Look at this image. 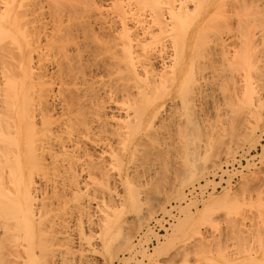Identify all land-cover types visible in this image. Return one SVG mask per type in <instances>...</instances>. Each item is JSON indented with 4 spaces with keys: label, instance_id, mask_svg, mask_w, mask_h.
I'll return each instance as SVG.
<instances>
[{
    "label": "bare ground",
    "instance_id": "bare-ground-1",
    "mask_svg": "<svg viewBox=\"0 0 264 264\" xmlns=\"http://www.w3.org/2000/svg\"><path fill=\"white\" fill-rule=\"evenodd\" d=\"M109 2L110 17L102 0L0 2V264H99L130 251L131 229L235 151L232 118L262 105L264 0ZM217 81L236 90L219 93L228 108ZM231 192L184 207L174 225L204 228L210 264H264V187L253 211ZM160 237L151 255L173 243Z\"/></svg>",
    "mask_w": 264,
    "mask_h": 264
},
{
    "label": "rangeland",
    "instance_id": "rangeland-1",
    "mask_svg": "<svg viewBox=\"0 0 264 264\" xmlns=\"http://www.w3.org/2000/svg\"><path fill=\"white\" fill-rule=\"evenodd\" d=\"M0 2H1V0H0ZM103 3H105V4H103ZM109 0H107V2H106V0H105V2H104V0H102V5L103 6H107L108 7V5H109ZM105 7H103L104 9H103V12L106 10V11H108L111 7H110V5H109V8H105ZM112 10L110 9V11L109 12H106L107 13V15H104V14H106V13H103V15L104 16H106V17H110V15H111V12ZM110 13V14H109ZM220 82L221 81H217V83L216 84H218V85H216L217 87L215 88V90H216V93L219 95V93L221 94V91H222V95H232V97H234V92L236 91L235 89H233L232 88V86H230L229 84L228 85H226L225 86V83H222V84H220ZM221 85V86H220ZM220 87V88H219ZM226 87V88H225ZM224 88V90H222ZM228 88H229V90H231L230 92H231V94L230 93H228L229 92V90H228ZM218 89H220V92H219V90ZM225 89L228 91H225ZM234 90V92H233V90ZM224 93V94H223ZM228 93V94H227ZM224 95V96H225ZM220 96V95H219ZM221 98H223V99H221V98H219V103L221 104L222 102L221 101H224V97H222V96H220ZM227 97H225V99H226ZM228 99V98H227ZM227 99H226V101L225 102H227V104H231L232 103V101H230L229 99H228V101H227ZM233 100H234V98H233ZM224 103V102H223ZM262 105L260 106V107H256V112H255V114H253V115H255V116H253L252 115V113L249 115V117H248V114H244V116L242 115V117H241V112H243L244 110L243 109H241V112H239V113H241L240 115L238 114V112H237V114H238V116L237 115H235V117H227V118H229V119H227V121L228 120H230L231 118H232V122H231V124L232 123H234V124H232V126L229 124V126H231L232 128H233V130H235V135H234V133H232L235 137H236V135H238V133H239V136L237 137V138H235L234 137V139H236V140H238V141H240V143L239 142H237V143H239L238 145H235L234 147H233V150L235 149V148H237V149H235V151H233V152H231L229 155H225V157H223L224 156V154H221V156L219 157V161L217 162V164H216V166H214L213 168H211V169H209L208 170V172H207V174L204 176V178H202V179H199L198 180V182L197 181H195V182H193V183H191V184H189L188 186L186 185L185 187H183V190H182V195H183V198H181V199H173V198H171L168 202H164L165 204L163 205V206H161V207H158L155 211H154V213H152V215L151 216H149V217H147V221L146 222H142L141 223V225L139 224L138 226L137 225H135L132 229H131V231H130V235L132 236V238H131V243H132V245H133V247L131 248V250L129 251H127L126 250V248H119V250H116V252L111 256V258L109 257V255L107 254V253H103L102 254V256L98 259L99 260V264H123L122 262H120V257H123V258H125V257H127L128 259H136V260H141V262L140 261H137V263H136V260L134 261V260H129L128 261V264H171L172 262V260H173V263L172 264H174V263H176V264H186L185 262H187V264H210V263H213L214 262V259L216 258V255L215 254H213V256H212V259H211V261L209 260V259H207V255L206 256H203V253L205 254L206 252L204 251V249H202V247L200 246V240L198 241V237H200V233L201 232H204V228L202 227V226H199V229L198 230H194V229H197L198 227H197V225L195 224V226H193L194 228L192 229V227H191V229H187L185 226H187V225H183V227L181 228V227H179L180 229H183V231L182 230H179L180 231V233H179V231L177 230V227H175V225L174 224H176L177 223V221H178V219H182L183 218V215H182V213H183V211H181V209L183 210V208L184 207H187V208H189V211L190 212H195L194 210H195V208H197V209H199V207L200 208H202L203 207V203H204V201L209 197V196H217V195H220L219 193H221V191L223 192V190H230V192L231 193H234V195H235V192H236V194L237 195H235V200H237V201H239V202H236L235 201V203H241L242 204V206H243V209H242V207H241V205L239 206V204H238V206H236V207H238V209H241V210H246V211H249V210H252V209H254L251 205H252V201L254 200V202L256 201L257 202V198H256V194H257V192H259L260 191V189H262V187H264V98L262 99V102H260ZM225 104V103H224ZM224 104H221V105H224ZM229 104V105H230ZM220 105V106H221ZM226 105V104H225ZM207 107V104H206V102H204V105L202 106V107H204V109L203 110H207L206 109V107ZM223 107V109L225 108L224 106H222ZM226 107L228 108V106L226 105ZM221 108V107H220ZM258 108V109H257ZM261 108V109H260ZM209 109V108H208ZM222 109V108H221ZM254 110V109H253ZM210 111V112H209ZM207 110L206 112H208V114H210V115H212V113H213V110ZM240 111V110H239ZM244 113V112H243ZM222 114H224L223 112L222 113H220V115H221V117L222 118H217L218 120H220V122H218V120H216V122L217 123H219V125L217 124V126H220V125H222V126H220V127H222V128H224L225 129V132L227 131V130H229L228 129V123L227 122H225V114H224V117H223V115ZM219 115V116H220ZM240 116V117H239ZM238 118V120H237V118ZM244 117H246L247 119H245ZM251 117H254V119H252ZM211 119V118H210ZM242 121H241V120ZM245 119V120H244ZM251 121H250V120ZM233 120L235 121V122H233ZM249 120V121H248ZM254 120V121H253ZM256 120V121H255ZM212 121V119L210 120V122ZM238 121V122H237ZM241 121V122H240ZM249 124L250 122L252 123V124H254L253 126H252V124L251 125H248L246 122ZM213 122H215V120L213 119ZM215 122V123H216ZM224 122V123H223ZM236 122L237 123H239V124H236ZM240 123H241V125H240ZM211 124H213V123H211ZM236 124V125H235ZM260 125H261V127H260ZM241 126H243V128H241ZM247 126H248V128H247ZM254 126H255V128H254ZM219 127V128H220ZM250 127H253V128H250ZM222 128H220V129H222ZM245 128H247L246 130L247 131H244V129ZM227 129V130H226ZM251 129H253V130H251ZM232 130V129H231ZM237 130V131H236ZM242 132H241V131ZM252 132H251V131ZM239 131V132H238ZM250 133H249V132ZM224 132V133H225ZM234 132V131H233ZM243 132L245 133V135L243 134ZM255 132V133H254ZM227 133V135H230V134H228L229 133V131H227L226 132ZM237 133V134H236ZM240 133L242 134V136L240 135ZM248 133V134H247ZM206 133H204V135H205ZM203 135V137H202V139H204V136ZM206 135H208V134H206ZM233 135H232V137H233ZM241 136V137H240ZM248 136V137H247ZM207 137V136H206ZM228 138H229V136H227ZM227 137H226V135H225V141L226 140H228L227 139ZM245 137H246V140H245ZM239 138H240V140H239ZM241 139H242V141H243V143H242V141H241ZM249 143V144H248ZM241 144H243V145H241ZM249 145V146H248ZM252 155V156H251ZM227 159V160H226ZM221 160V161H220ZM245 160H247V161H245ZM239 162V163H238ZM224 163H225V165H224ZM229 163V164H228ZM249 163V164H248ZM218 164H221V165H218ZM169 166H170V164H168ZM242 165V166H241ZM247 165V166H246ZM248 165H249V167H248ZM169 166H166L164 169L162 168V171H166V173L167 174H170V173H172V172H174V170H175V167L172 165L171 167H169ZM173 167H174V169H173ZM218 167H219V169H218ZM171 170V172L170 171H168V170ZM173 169V170H172ZM227 169V170H226ZM229 169V170H228ZM225 170V171H224ZM235 171V172H234ZM238 171V172H237ZM209 172H211V173H209ZM223 173V174H222ZM229 174V175H228ZM234 174V175H233ZM172 176V174H170V178H172L171 177ZM207 176V177H206ZM231 176V177H230ZM236 176V178H234L233 180H232V178L233 177H235ZM252 176H253V178H252ZM212 177V178H211ZM221 177V178H220ZM207 180H206V179ZM253 179V180H251V179ZM210 179H211V181H210ZM230 179V180H229ZM245 179V180H244ZM246 179H247V181H246ZM257 179V180H256ZM209 180V181H208ZM219 180V181H218ZM231 180H232V182H231ZM251 180V181H250ZM263 180V181H262ZM224 182L226 185L223 187V186H221V189L219 190H216V191H212V192H209L208 194H206V195H202V197H201V199H196L195 197H194V201H193V197L191 198V199H186L185 197H186V195H185V191L187 190V189H189L190 187H192V188H194L195 186H199V188H201V185H202V187L203 188H205L206 187V185L207 186H211L212 187V185H213V188H212V190H215V187L217 186V185H219L220 183L219 182ZM253 181V182H252ZM257 181V182H256ZM197 182V183H196ZM219 184H218V183ZM228 182V183H227ZM212 183V184H211ZM247 183V184H246ZM209 184V185H208ZM192 185V186H191ZM248 185H251V186H248ZM263 185V186H262ZM232 187V188H231ZM244 187V188H243ZM246 187V188H245ZM191 188V189H192ZM228 188V189H227ZM234 190V191H233ZM256 190V191H255ZM241 193V194H240ZM255 193V194H254ZM233 195V194H232ZM240 195V196H239ZM241 196H243V197H241ZM254 196H255V199H254ZM245 197V198H244ZM246 197H247V199H246ZM249 197V198H248ZM241 198H243V199H241ZM184 199V200H183ZM196 199V200H195ZM239 199V200H238ZM245 199V200H244ZM180 200V201H179ZM244 200V201H243ZM250 200V201H249ZM191 201H193V202H191ZM197 202V203H196ZM244 202V203H243ZM253 203V206L255 207V209L254 210H256V204L257 203ZM195 203V204H194ZM199 203V204H198ZM233 203V202H232ZM245 203H247V204H249V203H251V205L249 204L248 205V207L250 208V206L252 207L251 209H249L246 205L247 204H245ZM174 204V205H173ZM173 205V206H172ZM178 205V206H177ZM228 205H230V204H228ZM233 204H231L230 206H232ZM236 204H234V206H235ZM244 205H245V207H244ZM193 206L195 207V208H193ZM241 207V208H240ZM171 208V209H170ZM232 208H233V206H232ZM162 209H164V211H162ZM172 209H176V211H177V214L173 217V220L170 222V224H169V226L166 228V229H164V232H162V233H160V234H158V233H155V232H151V231H148L147 230V228H148V226L151 224V222L152 221H157V219L156 218H158V219H160L159 218V216L160 215H162V213H163V215H170V213H171V210ZM253 211V210H252ZM179 212V213H178ZM177 216V217H176ZM177 218V219H176ZM152 219H154V220H152ZM161 220V219H160ZM160 220H159V222H160ZM144 221V220H143ZM158 222V221H157ZM146 224V225H145ZM178 224V223H177ZM148 225V226H147ZM174 225V226H173ZM199 225V224H198ZM174 228H173V227ZM137 227V228H136ZM170 227H172V228H170ZM186 228V230H185V228ZM146 228V229H145ZM149 228H150V226H149ZM213 228V232H212V235H213V237L214 236H216V237H214V239L215 238H218L217 237V231H215L214 230V228H215V226H213L212 227ZM151 229V228H150ZM170 230V231H169ZM173 231L175 232V233H173ZM177 231H178V233H177ZM182 231V232H181ZM192 231H193V233L194 232H197V231H199V232H197V234L195 235V233H194V235H193V233H192ZM132 232V233H131ZM151 232V233H150ZM173 233V235H172V233ZM185 232V233H184ZM177 233V234H176ZM183 233V234H182ZM192 233V236H193V238H194V242L192 241L193 240V238L191 237V234ZM161 234H165L166 235V237L169 239V238H173V243H169V244H167L166 243V246H165V249L163 250L164 252H162L161 251V253H157V254H153V255H151V252H153L154 250L153 249H151V248H153L154 247V245H157L155 242H152V244H149L150 242H151V240L152 239H155V241L157 240V238H160V241H163V242H165V240L166 239H164V238H162V237H160L161 236ZM174 234L176 235V237H174ZM186 234H188V235H186ZM209 234H210V231H209ZM138 235H140V237H138ZM169 236V237H168ZM189 236V237H188ZM191 237V238H190ZM211 237V236H210ZM213 237H211V239L213 238ZM138 238V239H137ZM151 238V239H150ZM189 238V239H188ZM192 239V240H191ZM138 240V241H137ZM142 240H144V241H146V243H148V244H146L145 242L144 243H142L143 241ZM215 240H217V239H215ZM142 241V242H141ZM150 241V242H149ZM213 242H215L214 240H213ZM139 243V244H138ZM194 243H196V244H198L200 247H196V249L195 250H197V249H199V250H197V251H195L196 253H194V251L193 252H191L192 250L190 249V247H191V245H192V247L191 248H194V246H196V245H193ZM171 244V245H170ZM178 244V245H177ZM182 246H183V248H182ZM186 246V247H185ZM149 247V248H148ZM169 247V248H168ZM171 247H172V249H171ZM175 247H177V248H175ZM179 247V248H178ZM137 248V249H136ZM140 248V249H139ZM177 250L178 249V252L179 253H177L178 255H173L174 253V251H175V249ZM188 248V249H187ZM125 249V250H124ZM147 249V250H146ZM181 249V250H180ZM190 249V250H189ZM142 250H145L146 251V256H147V253H148V257L146 258V256L145 257H142L141 256V254H140V251H142ZM180 250V251H179ZM186 251V250H188V251H186V253H184L183 251ZM120 251V252H119ZM126 251V252H125ZM181 251H182V253H181ZM199 251V252H198ZM170 252H171V255H170ZM117 253V254H116ZM199 253V254H198ZM200 253H202V255H200ZM116 254V256L114 257V255ZM140 254V255H139ZM150 254V255H149ZM198 254V255H197ZM131 257H130V256ZM134 256V257H133ZM169 256V257H168ZM174 256V257H173ZM177 256H178V258H177ZM203 256V257H202ZM112 257H114V258H112ZM130 257V258H129ZM139 257V258H138ZM151 257V258H150ZM157 257V258H156ZM170 258V259H169ZM172 259V260H171ZM171 260V261H170ZM213 260V261H212ZM104 261V262H103ZM170 261V262H169ZM139 262V263H138Z\"/></svg>",
    "mask_w": 264,
    "mask_h": 264
},
{
    "label": "built area",
    "instance_id": "built-area-1",
    "mask_svg": "<svg viewBox=\"0 0 264 264\" xmlns=\"http://www.w3.org/2000/svg\"><path fill=\"white\" fill-rule=\"evenodd\" d=\"M234 178H236V176L235 177H233L232 178V180L234 179ZM232 180H231V182H232ZM226 184L222 181V182H220V184L219 185H217L216 187H215V190H212V187L209 185V186H207V188H199L198 186H195L194 188H192V189H190V190H186L185 191V195H186V198L187 199H189V198H192V197H195L196 199H200L201 197H202V195H206V194H208L209 192H212V191H216V190H220L221 189V186H225ZM172 211V213L173 214H175V212H176V209H172L171 210ZM162 215H160L159 216V218L161 217ZM172 219H171V217L169 216V215H165V216H163V218H161V221H160V223H157V222H155V221H152V226H153V230L154 231H156V232H158V233H162V232H164V229L166 228V227H168V222H170ZM151 242H152V240H151ZM150 242V243H151Z\"/></svg>",
    "mask_w": 264,
    "mask_h": 264
}]
</instances>
